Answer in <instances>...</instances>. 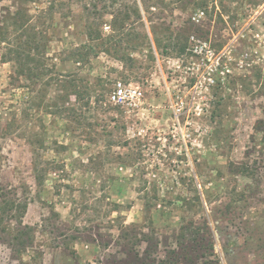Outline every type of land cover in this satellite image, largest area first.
Returning a JSON list of instances; mask_svg holds the SVG:
<instances>
[{"label": "rangeland", "instance_id": "rangeland-1", "mask_svg": "<svg viewBox=\"0 0 264 264\" xmlns=\"http://www.w3.org/2000/svg\"><path fill=\"white\" fill-rule=\"evenodd\" d=\"M54 1L0 0V35L22 7L50 40L46 76L16 82L0 43V204L28 202L22 221L37 248L16 251L14 210L0 222V264H125L151 250L163 259L190 221H207L213 237V255L197 264H263L264 231L253 223L264 209V0H165L146 10L138 0L141 18L136 0L105 11L98 1L93 14L83 9L91 0ZM99 33L116 34L110 51ZM177 40L184 54L163 53ZM75 52L90 56L76 62ZM70 75L84 101L91 94L78 120L60 111L75 101L62 85ZM118 81L142 89L136 108L109 102ZM235 190L247 196L234 201Z\"/></svg>", "mask_w": 264, "mask_h": 264}, {"label": "trees", "instance_id": "trees-1", "mask_svg": "<svg viewBox=\"0 0 264 264\" xmlns=\"http://www.w3.org/2000/svg\"><path fill=\"white\" fill-rule=\"evenodd\" d=\"M32 1V0H28ZM36 0H34L35 2ZM77 1V0H76ZM103 2L102 9L109 10L110 8H115L117 5L116 0H91L89 3H85L83 5L84 11H89L88 13L91 14L94 10H97L99 7V2ZM141 5L145 8H159L158 6L164 4L165 0H139ZM56 2V0L54 1ZM58 2V0H57ZM60 4H64L63 1H60ZM136 3V16L141 18V12L139 11L138 7V0L134 1ZM126 9H129L125 6ZM50 13L53 14L52 7L49 10ZM107 12V11H106ZM93 14V13H92ZM8 17L11 19V24L3 25L1 28L2 32L0 37V43L2 42L5 47L6 51L3 53L2 58L4 61H14L17 64L16 67V75H13V81L16 82L17 78L21 75H27L29 78H44L48 73V68L45 66L43 58L46 55L48 50L47 41H50L47 37L46 32L39 31L37 27L30 23L29 18L26 17V11L24 8H18L13 13H9ZM131 14L127 11L124 13L125 19H130ZM114 23H116V14L112 17ZM104 18L101 19L100 22H97V25H101L104 21ZM11 28H13L11 30ZM37 28V29H36ZM188 32V30H187ZM9 34L8 36H3ZM100 34V33H99ZM102 38L100 48H102L105 52L110 51V47L107 44L113 43L116 34L112 33L107 35L106 37L99 36ZM154 43L156 48L161 47L160 39H154ZM114 44V43H113ZM165 49H163V53H168L169 49H174L179 54H184L187 50V44L180 43L179 40L171 41L169 44L164 45ZM83 47H77V51H80ZM117 48V47H116ZM94 50V47H92ZM39 54V56H37ZM76 62H84L87 60L88 55H81V52H75ZM87 56V57H86ZM90 56V55H89ZM91 56L97 57V51L91 53ZM86 58V59H85ZM48 70V71H47ZM61 82V80H59ZM64 86V90L67 92V100L70 102V98L74 97V103H70L68 107H63L60 111L68 112L69 115L72 114L73 118L80 119L83 116L84 109H91V94L89 96L88 92V99L84 101L86 95L85 92L79 87L77 78L74 75H70L69 79L62 84ZM99 100V99H98ZM59 105L57 104V107ZM8 127H11V123L8 124ZM63 146V145H62ZM40 162L39 159L35 158V171L39 173L40 171ZM255 172V169H252L248 166L247 163L244 164L241 173L245 176L252 177ZM235 199L234 201H241L242 195L245 197V192L235 190ZM3 193H1V197H3ZM247 196V195H246ZM0 197V198H1ZM4 206L0 204V222L6 220V216H12V212L15 210L18 211L15 219L18 222L17 225L10 226V232L8 233L11 236V241H14L15 244L18 246L16 251L17 252H28L32 250L33 253L37 254V248L34 245V232L35 229L31 225L24 224L22 218L24 217L25 210L28 206V202H12V201H5ZM146 209L149 210L151 203L149 201L145 202ZM153 204V203H152ZM258 217L254 225H257L258 228H261L264 231V209L263 213ZM8 231V230H7ZM129 229L124 231L125 236H132L129 233ZM132 231L136 232L134 229ZM132 234V233H131ZM146 239L144 241L149 243V248H157L159 242H155L153 239H149L148 233H142ZM137 238V235H136ZM212 232L207 221H203L202 224L196 223L195 221H190L182 227V231L178 236L177 239V248H170L166 250L165 257L163 259H159L157 257H152L151 251H147V254L142 259L139 256L130 261L124 260L125 264H197L196 262L207 258V256L213 255V241H212ZM262 241L261 247H264V234L260 237ZM149 240V241H148ZM135 243V242H133ZM148 250V248H147ZM263 253L262 256L264 258V248H262ZM157 262V263H156ZM264 264V263H263Z\"/></svg>", "mask_w": 264, "mask_h": 264}, {"label": "built area", "instance_id": "built-area-1", "mask_svg": "<svg viewBox=\"0 0 264 264\" xmlns=\"http://www.w3.org/2000/svg\"><path fill=\"white\" fill-rule=\"evenodd\" d=\"M143 98L144 94L139 85L126 84L122 81L115 83L113 90L108 96L109 102L114 105L133 109L140 104Z\"/></svg>", "mask_w": 264, "mask_h": 264}]
</instances>
